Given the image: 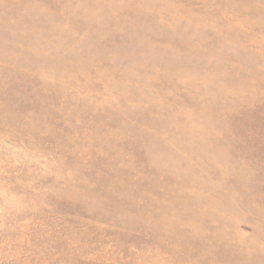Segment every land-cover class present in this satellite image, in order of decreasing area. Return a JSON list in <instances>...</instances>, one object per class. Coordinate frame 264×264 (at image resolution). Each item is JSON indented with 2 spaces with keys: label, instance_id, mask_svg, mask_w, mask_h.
Masks as SVG:
<instances>
[{
  "label": "rangeland",
  "instance_id": "obj_1",
  "mask_svg": "<svg viewBox=\"0 0 264 264\" xmlns=\"http://www.w3.org/2000/svg\"><path fill=\"white\" fill-rule=\"evenodd\" d=\"M0 264H264V0H0Z\"/></svg>",
  "mask_w": 264,
  "mask_h": 264
}]
</instances>
